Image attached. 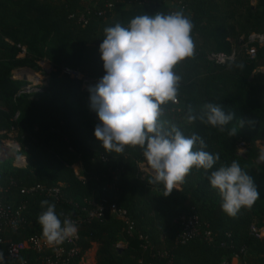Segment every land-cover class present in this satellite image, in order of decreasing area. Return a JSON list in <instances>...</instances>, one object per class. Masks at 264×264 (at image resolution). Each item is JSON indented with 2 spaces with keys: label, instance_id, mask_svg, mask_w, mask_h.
Wrapping results in <instances>:
<instances>
[{
  "label": "trees",
  "instance_id": "1",
  "mask_svg": "<svg viewBox=\"0 0 264 264\" xmlns=\"http://www.w3.org/2000/svg\"><path fill=\"white\" fill-rule=\"evenodd\" d=\"M176 11L192 22L194 54L174 68L181 77L176 103L161 105L158 122L164 131L175 126L185 137L198 135L203 150L218 153L219 160L208 172L193 168L165 197L164 184L151 183L154 175L138 170V164L151 168L139 146H126L122 154L105 151L94 136L99 120L90 108V94L61 70L87 77L80 62L92 47L98 59L91 77L102 78L99 45L106 27L117 22L127 27L138 15ZM250 34H264V0H0V141L10 139L25 162L18 168L12 160L0 161V215L8 209L5 219L0 216V264H43L49 255L30 249L17 259L6 255L7 243L43 238L38 223L46 210L42 200L56 205L62 222L70 217L77 225L78 253L68 264H77L92 244L94 264H221L234 256L237 264H264V238L248 231L251 224L264 228V163L255 161L264 142V44L252 45L250 60L245 54ZM217 52L234 53V59L216 65L207 56ZM41 62L51 66L49 72L40 68ZM17 69L44 76L41 92L14 98L22 85L12 79ZM207 103L234 114L225 131L200 119ZM239 120H244L242 127ZM233 127L234 136L229 135ZM240 142L243 157L236 154ZM233 161L253 179L259 199L230 217L207 176ZM35 185L54 196L20 193ZM91 204L102 208L98 219L86 218ZM111 206L125 212L129 231L111 214ZM189 220L194 235L184 238ZM205 231L210 242L203 239ZM118 243L124 248H115Z\"/></svg>",
  "mask_w": 264,
  "mask_h": 264
},
{
  "label": "clouds",
  "instance_id": "2",
  "mask_svg": "<svg viewBox=\"0 0 264 264\" xmlns=\"http://www.w3.org/2000/svg\"><path fill=\"white\" fill-rule=\"evenodd\" d=\"M192 27L182 11L138 15L127 27L119 22L106 27L99 45L105 74L88 89L90 108L99 120L95 138L109 153L122 154L126 146H139L154 173L150 182L163 183L165 197L174 188L178 190L193 168L208 172L219 160L218 153L203 150L206 145L198 135L185 137L175 126L164 131L158 122L161 105L177 99L181 77L174 68L194 54ZM203 109L200 119L221 132L234 119V114H225L220 104L207 103ZM239 121L242 127L244 120ZM236 134L233 127L229 135ZM260 159L264 160V154ZM207 179L222 198V211L230 217L241 208L251 209L259 199L253 179L237 161L211 171ZM40 206L46 210L39 214L38 223L49 245L61 244L77 233L70 217L63 222L59 219L55 204L42 200Z\"/></svg>",
  "mask_w": 264,
  "mask_h": 264
},
{
  "label": "built area",
  "instance_id": "3",
  "mask_svg": "<svg viewBox=\"0 0 264 264\" xmlns=\"http://www.w3.org/2000/svg\"><path fill=\"white\" fill-rule=\"evenodd\" d=\"M246 43H245V54L246 56L252 60L255 53L254 48L252 45H262L264 44V34H250L246 37ZM247 44L249 45L248 47ZM207 58L212 61L216 65H223L226 62L232 61L234 59V53H230L229 55H224L223 53L217 52V53H211L207 56ZM18 70V69H17ZM61 73L67 75L70 78H74L80 82V89L85 94H90L88 89L90 86H94L98 83V81L101 79H94L89 78L86 76H82L76 71H72L69 69H62ZM22 77V76H21ZM21 77H19L21 79ZM13 79V78H12ZM25 79V77H24ZM42 81H38L37 79H25V82L16 90L14 93V98H18L19 96H33L34 94H38L41 92V89L39 87L40 83ZM171 104H175L176 101H169ZM16 115L14 116V118ZM243 143H239L236 146V154L240 157H243ZM264 154V149H259L257 158L255 159L258 163H264V160L260 159V156ZM24 160L21 159V163H23ZM139 166H143V171L151 176L154 175L153 170L151 168L145 167L143 164H138ZM175 189V188H174ZM20 193L31 195L33 193H39L43 194L45 196H54V191L49 189H44L42 186L35 185L33 187H30L28 189L21 190ZM91 210H88L86 212V218L87 219H98L101 215L102 208L100 206H94L91 204ZM111 214L118 218L119 220L123 221L125 224H127V231L130 230V225L126 221L125 212L119 209H116L114 206H111L110 208ZM8 209L5 208L4 212L1 213V217L5 219ZM19 210L15 212V216H17ZM10 226L14 227L15 222L9 221L8 222ZM249 235L256 238H264V228L263 227H256L255 225L251 224L249 226ZM193 222L192 220H189L187 225L184 226L181 236L189 238L193 236ZM203 239L207 242H210L211 237L208 231L203 232L202 234ZM77 235L75 234L72 237L67 238L63 244L67 245V249L64 250L62 247L58 245H49L44 238H36V237H30L27 240L19 243H7L6 244V255L7 257L11 259H17L20 252L25 249H30L34 252H40L43 250H47L49 252V255L46 256L43 260V264H68L69 260L73 258L77 253L78 249L76 248V241H77ZM183 241H181L182 243ZM232 259L236 260V257L234 256ZM81 259L79 260V262ZM78 262V263H79ZM77 263V264H78ZM221 264H228L226 262H223Z\"/></svg>",
  "mask_w": 264,
  "mask_h": 264
},
{
  "label": "rangeland",
  "instance_id": "4",
  "mask_svg": "<svg viewBox=\"0 0 264 264\" xmlns=\"http://www.w3.org/2000/svg\"><path fill=\"white\" fill-rule=\"evenodd\" d=\"M97 54H98V51L92 47L86 49V51L83 52L82 60L80 62L81 73H83L87 76H94L97 73V69H96V64H97V59H98ZM43 63L42 62L39 63V66L41 69L45 70L46 66L45 65L42 66ZM46 70H49V69L47 68ZM21 76L25 77V79H28V80L37 79L39 82L41 81V79H44V76H42L38 73H34V72L27 70V69H18V70H15L12 72V78L14 80H18L20 83L23 84L25 81H22L19 78ZM8 138H11V136H9ZM259 147H261V149H264V142ZM6 159L12 160L13 167L19 168V167H23L25 165V162L21 163V159H23V157L18 155V149L13 144V142L10 141V139L0 141V161H4ZM74 167H75L76 174L79 175L78 164H75ZM115 248L122 249V248H124V244H122V243L117 244ZM94 253H95V251L91 247L86 252V254L82 257L81 261L78 264H94Z\"/></svg>",
  "mask_w": 264,
  "mask_h": 264
},
{
  "label": "crops",
  "instance_id": "5",
  "mask_svg": "<svg viewBox=\"0 0 264 264\" xmlns=\"http://www.w3.org/2000/svg\"><path fill=\"white\" fill-rule=\"evenodd\" d=\"M22 54H20V56H21ZM43 63V62H42ZM43 65H45L46 66V69L48 68L49 70H43L45 73H47V72H49L50 71V69H51V66L47 63V62H44L43 64H42V66ZM88 77V76H87ZM90 78H93V77H91L90 76ZM44 79H45V77H44ZM44 79H41V81H43ZM94 79H95V77H94ZM261 148V147H260ZM79 166V165H78ZM137 168H138V170H140V171H143V166L142 165H137ZM118 244H120V243H118ZM91 247L93 248V250L95 251V249H96V246L95 245H91ZM228 264H237V261L236 260H234V259H230L229 260V262H228Z\"/></svg>",
  "mask_w": 264,
  "mask_h": 264
},
{
  "label": "water",
  "instance_id": "6",
  "mask_svg": "<svg viewBox=\"0 0 264 264\" xmlns=\"http://www.w3.org/2000/svg\"><path fill=\"white\" fill-rule=\"evenodd\" d=\"M22 81H25L24 77L21 78Z\"/></svg>",
  "mask_w": 264,
  "mask_h": 264
}]
</instances>
